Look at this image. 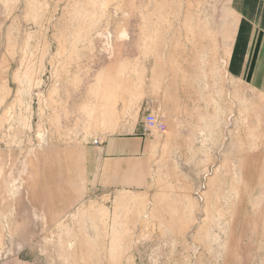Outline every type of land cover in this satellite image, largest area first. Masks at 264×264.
I'll use <instances>...</instances> for the list:
<instances>
[{
  "label": "rangeland",
  "instance_id": "rangeland-1",
  "mask_svg": "<svg viewBox=\"0 0 264 264\" xmlns=\"http://www.w3.org/2000/svg\"><path fill=\"white\" fill-rule=\"evenodd\" d=\"M228 2L0 0V264H264V96L226 74ZM141 100L166 131L105 184L90 147Z\"/></svg>",
  "mask_w": 264,
  "mask_h": 264
},
{
  "label": "crops",
  "instance_id": "crops-1",
  "mask_svg": "<svg viewBox=\"0 0 264 264\" xmlns=\"http://www.w3.org/2000/svg\"><path fill=\"white\" fill-rule=\"evenodd\" d=\"M228 3L233 24L223 58L226 74L264 96V0H229ZM185 72L187 69H184ZM143 102L141 100L139 108H136L138 112L146 114L155 111L154 104L149 106ZM157 136L143 130L141 118L130 132L102 138L99 144L90 147L89 157L94 164V173H99L105 184H127L129 164L149 159Z\"/></svg>",
  "mask_w": 264,
  "mask_h": 264
},
{
  "label": "built area",
  "instance_id": "built-area-1",
  "mask_svg": "<svg viewBox=\"0 0 264 264\" xmlns=\"http://www.w3.org/2000/svg\"><path fill=\"white\" fill-rule=\"evenodd\" d=\"M143 130L148 134L162 135L166 131L165 123L152 113L144 114L142 119ZM100 140L95 139L93 144H99Z\"/></svg>",
  "mask_w": 264,
  "mask_h": 264
}]
</instances>
